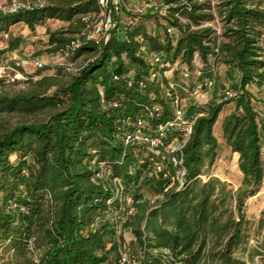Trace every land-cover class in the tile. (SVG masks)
I'll use <instances>...</instances> for the list:
<instances>
[{
  "label": "trees",
  "instance_id": "obj_1",
  "mask_svg": "<svg viewBox=\"0 0 264 264\" xmlns=\"http://www.w3.org/2000/svg\"><path fill=\"white\" fill-rule=\"evenodd\" d=\"M128 2L123 0L118 24L100 45L86 36L88 25L98 15V0H58L15 11L0 10V33L20 22L37 24L50 18L65 21V27L48 30V47L43 50L54 56L72 40L81 41L72 57L76 70L47 64L72 77L67 85L46 76L30 91L0 95V264L4 247L16 257L12 264H34L35 256L41 264L106 263V245L115 233L109 215L119 207L118 201L109 203L118 187L117 178L134 195L138 212L130 227L144 245L145 259L156 258L165 264L199 263L208 246L205 237L196 245L204 205L220 183L210 178L199 187L200 176L216 160L219 143L214 127L224 104L230 101L235 102V108L224 118L222 130L232 151L240 154L239 166L244 173L238 193L240 212L244 198L263 185L264 117L255 106L251 86L264 91V0H162L167 5L164 12H148L135 25L127 21ZM123 12L128 15L120 23ZM150 20L155 26H149ZM170 28L178 32L176 40ZM143 46L148 51L166 53L191 71L200 66L215 81L221 62L227 66L228 76L234 78L231 88L236 92L226 102L214 98L191 106L189 112L200 116L183 149L185 183L179 190L166 191L162 205L151 209L140 203V178L148 172L143 184H153L154 190L163 193L168 181L160 174H150L149 161L138 162L143 149L125 143L120 119L126 113H138L150 104V92L160 91L153 87L146 91L127 88L113 80L114 73L127 72L125 58L145 65ZM82 54L95 58L80 63ZM213 63L215 71L211 72ZM6 80L11 81L4 77L0 83ZM52 87L56 88L49 93ZM115 99L122 104L119 108L111 106ZM160 102L164 105L161 119H166L172 115L169 100L161 98ZM15 112L47 116L10 124L4 115ZM196 196L202 199L201 209L193 220ZM11 200L25 209H9ZM241 221L231 215L220 223L214 216L213 249L226 239L224 249L219 251L220 264L240 263L232 250L247 237L246 229L239 227ZM164 249L171 251L172 259L166 257Z\"/></svg>",
  "mask_w": 264,
  "mask_h": 264
},
{
  "label": "built area",
  "instance_id": "obj_2",
  "mask_svg": "<svg viewBox=\"0 0 264 264\" xmlns=\"http://www.w3.org/2000/svg\"><path fill=\"white\" fill-rule=\"evenodd\" d=\"M99 12L96 19L90 23L86 29L87 39L100 45L110 38L112 29L118 24L123 0H98ZM167 5L164 3L147 2L141 7L131 8L127 6L130 16L128 24L135 25L140 16L148 11L164 12ZM170 32L174 30L169 29ZM144 38L140 37V41ZM81 46L80 39H75L62 49L55 57L53 64L63 66L68 70H76L72 57ZM0 49L3 44L0 41ZM145 65L140 69L129 68L124 74H113V80L123 82L127 88H136L146 91L149 88H159L160 94L150 92L148 106H145L138 113H126L120 119L121 128L124 133L125 143L138 145L143 149L138 162L144 164L149 161L151 164L150 174H160L164 180L168 181L166 190L177 183L179 189L185 183L186 167L184 166L183 149L190 139L195 123L200 116L197 112H189L190 107L185 103L187 98L194 99L192 105L200 106L208 98L211 89L216 85L215 79L206 74L200 66L194 71L181 64L179 60H173L164 52L148 51L143 46ZM42 68L46 65L41 59L33 56L5 60L0 63V79L9 77L11 81L25 78V73L29 72V66ZM210 71H215V64H212ZM182 74L183 78H178L176 74ZM164 78V79H163ZM166 79V84L164 80ZM191 79H194L190 82ZM104 94V91L102 90ZM236 96L232 88H226L221 94L219 102H226ZM163 98L169 100L172 115L166 119L162 118L164 105L160 102ZM168 98V99H166ZM104 101V99H103ZM121 102L115 99L111 106L119 108ZM145 153V154H144ZM24 173H28L25 169ZM118 187L115 195L109 200L110 204L119 202V207L114 208L109 215L114 227V238L108 241L106 248H115L113 260H108L106 264H144L145 252L140 249L137 253H131L122 242L125 225L131 215L136 213L134 197L126 191L122 180L117 178ZM126 199L127 206L123 207L122 202ZM9 209H22L25 207L15 200L9 201ZM137 240V239H136ZM172 259V255L166 254ZM34 264H41L38 256L34 257ZM104 264V263H103Z\"/></svg>",
  "mask_w": 264,
  "mask_h": 264
},
{
  "label": "rangeland",
  "instance_id": "obj_3",
  "mask_svg": "<svg viewBox=\"0 0 264 264\" xmlns=\"http://www.w3.org/2000/svg\"><path fill=\"white\" fill-rule=\"evenodd\" d=\"M54 1L58 0H0V10H3L5 12L15 11L20 7H28L31 4H50ZM149 1L155 2L157 4L162 3V0H129L128 5L131 8H136L141 7L143 4ZM160 22H164V19H160ZM51 23L52 28L54 29L63 27L65 25L63 21L57 19L53 21L51 20ZM149 26H155L154 20H150ZM38 29L39 32H37V35L40 36L43 34V28L39 26ZM25 31H27V34H24ZM19 35L21 36V38L23 37V39H20ZM32 35L33 34L27 28V23L25 22L14 24L9 28L7 32H1L0 41L3 44V49L7 48L9 51L3 61H13L15 59L25 58L27 55H29L30 49L34 43L31 40ZM174 36L177 37L176 33H174ZM35 54L48 57V54H45V50L43 49H40L38 51L36 50ZM78 58L80 63H86L87 61L95 57L87 54H82ZM55 59L56 57L50 54L48 63L52 64ZM48 65L47 67L43 68H36L35 66L31 65L28 67L29 72L25 73V78L16 82L6 80L4 83H0V95H14L17 93L30 91L34 88L36 82L46 76L55 77L56 81L60 85H67L72 80V77L70 75L66 73H58L55 68L49 67ZM217 67L218 69L216 73V85L211 89V91L216 94L215 98L217 99V101H220L223 90L226 88H231L233 86L234 78L228 76L227 66L223 63L219 62ZM49 68L50 70H47ZM176 75L178 76V78H183L182 74L180 73ZM193 80L194 79H191L190 82H192ZM164 83L167 86L166 79L164 80ZM55 88L56 87H52L49 90V93H52ZM251 89L255 95V106L264 117V91H260L257 85L251 86ZM185 103L188 105V107H190L189 109H191V106L194 103V99L187 98ZM234 108V101H230L224 104V108L214 127V133L219 143L218 155L214 164L212 166H206L203 174L200 176L201 181L199 187H202V185L210 178L218 179L220 183L217 184L215 195L208 199L207 205H204L205 215L203 217L202 231L198 235L196 245L199 243L200 238L205 237V241L208 243V246L203 252L201 260L197 264H220L221 256L219 254V251L224 249L226 239H224V244L222 246L214 250L212 247L214 242L211 240V228L215 224L214 216H217L219 218L220 223H224L231 215H233L234 219L238 222L241 221L243 215L244 218L240 222L239 227L242 229L245 228L247 231L246 240L242 243L234 245L232 250L233 257L239 260L240 263L238 264H264V182L262 187L253 195L244 198V204L242 205V210L240 212V210L238 209V193L243 187L244 180V173L239 166L240 154L238 152L232 151L231 147L227 144L222 130V123L224 118L228 114H230L234 110ZM46 116L47 115L45 114H40L37 116H26L16 112L4 115L5 120H7L10 124H15L21 120H26L29 122L43 120L46 118ZM146 174L149 175L148 172ZM147 175H144L140 178V187L138 188V192L142 193V199L140 200L141 202H139L141 204H147L149 209H151L162 205L163 200L166 199L164 194L168 190L164 189L163 193L154 190L155 188L153 184H151L150 187L144 185L143 183L146 181ZM172 189L179 190V185L177 183L173 184L169 187V190ZM131 194L133 195V193ZM201 200L202 199H200L199 196H196L193 200V220H196L197 216L200 213ZM122 206H127L126 199L123 200ZM134 206L137 213L138 207L135 205V201ZM212 208L214 210L213 212H211ZM12 210L15 211L16 208H13ZM136 213L134 215H131L127 223L124 224L125 231L124 236L122 237V242L133 254L137 253L140 249L144 250V245L136 240L137 236L134 233L133 229L130 227V223L136 217ZM215 244H217V241H215ZM111 250L113 252H111ZM111 250H108L107 248L105 250L109 255V261L113 260L115 255V248H111ZM163 252L164 254H168L170 256L172 255L169 249H164ZM15 259L16 257L11 254V251L8 247H4L1 250V264L15 263ZM149 261L150 260L145 259L144 264H165L161 260H156V258L154 260H151L150 262Z\"/></svg>",
  "mask_w": 264,
  "mask_h": 264
},
{
  "label": "crops",
  "instance_id": "obj_4",
  "mask_svg": "<svg viewBox=\"0 0 264 264\" xmlns=\"http://www.w3.org/2000/svg\"><path fill=\"white\" fill-rule=\"evenodd\" d=\"M148 12H152V11H148ZM148 12H147V13H148ZM127 15H128V14H127L126 12H123V18L120 19V23H124V22H125ZM51 20L53 21V20H56V19H51V18H50V19H48V20H46V21H43V22H40V23H37V24H27V28H28L29 31L33 34V35L31 36V40H32L34 43H33L32 47H31V49H30V53H29V55H27L26 57H28V56L37 57V58L41 59L44 63H46V65H47V64H50V63H48L50 53L45 52V54H48V55H47L48 57H45V56H42V55L35 54V52H36V50L38 51V50H40V49H45L46 47H48V38H49L48 30H57V29L62 28V27H60V28H56V29L52 28ZM57 20H60V19H57ZM61 21H63V20H61ZM63 22H64V24H65L63 27H65V26L67 25V23H66L65 21H63ZM39 26H40L41 28H43V34L40 35V36H42V37H40L39 35H37V32H39V31H38V30H39V29H38ZM174 33H176L177 37L174 36ZM24 34H27V31H25ZM19 36H20V35H19ZM178 36H179L178 32H177L176 30H174V31H173V38L176 40V39L178 38ZM20 39H23V37L21 38V36H20ZM18 43H19V42H18ZM8 53H9V51H8L7 48H6V49H0V63L3 62L4 58L6 57V55H7ZM15 58H16V57H15ZM124 60H125V65H126V67H127L128 69H129V68H133V67H136V68L140 69V68L142 67L141 65L134 64V63L131 62L128 58H125ZM49 62H50V61H49ZM215 97H216V94H215L213 91H211V92L209 93V95H208V98L206 99V100H207L206 102H208V101L214 99ZM261 192H262V191H261ZM261 192H260V193H261ZM110 250H111V249H110ZM111 252H113V251L111 250Z\"/></svg>",
  "mask_w": 264,
  "mask_h": 264
}]
</instances>
